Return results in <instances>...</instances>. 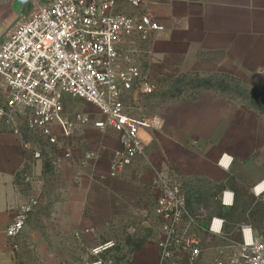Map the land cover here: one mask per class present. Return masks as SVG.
Returning <instances> with one entry per match:
<instances>
[{
	"label": "crops",
	"instance_id": "obj_1",
	"mask_svg": "<svg viewBox=\"0 0 264 264\" xmlns=\"http://www.w3.org/2000/svg\"><path fill=\"white\" fill-rule=\"evenodd\" d=\"M13 1L0 0V21L10 22L14 17ZM147 7L161 29L146 43L141 62L144 73L156 85L167 86L184 74L203 78L217 73L240 80L253 77L264 83V0H153ZM123 10L131 13L134 8L123 4ZM199 97L196 111L187 116L179 112L178 116L180 120L210 124L205 141L209 137L211 140L205 149L185 150L164 143L154 155L149 149L153 137L141 130L147 149L115 177L110 175L111 155L119 142L113 131L104 135L92 124L78 126L69 138L74 159L57 169L51 161L54 154L63 152H55L39 131L30 129L24 121L20 122L19 133L9 124L0 123V264H30L36 257L54 264L61 257L56 250L63 248L62 241L67 238L90 252L101 244L99 228L107 219H131L150 207L152 228H157V233L132 251L127 264H159V241L166 235V221L156 212L157 201L167 187L176 185L196 220L187 236L199 241L203 253L195 262L189 260L190 247L177 240L183 230L180 226L171 245L176 258L167 264L207 263L212 249L228 246L230 225L238 228L241 237L243 226H250L264 239V191L254 188L264 179V118L238 106L230 107L228 99L207 89ZM134 99L137 103V96ZM75 103L87 102L67 97V117L79 111L92 115L85 108L73 110ZM176 104L182 110L186 103ZM97 113L99 117L92 116L94 119L102 117ZM93 133L95 137L88 136ZM99 142L105 146L99 158L83 163L84 149ZM35 150H40L44 158L33 159ZM193 152L201 156L192 158ZM224 153L234 159L229 169L218 164ZM214 189L217 194L212 193ZM225 191L233 193L232 204L225 203ZM152 192L150 206L147 199ZM33 196L39 198V205L28 219L20 250L14 252L5 228L18 205ZM214 200L217 213L209 205ZM104 203L108 210L100 214ZM238 213L240 220L233 221ZM215 217L224 220L220 233L211 230Z\"/></svg>",
	"mask_w": 264,
	"mask_h": 264
},
{
	"label": "built area",
	"instance_id": "obj_2",
	"mask_svg": "<svg viewBox=\"0 0 264 264\" xmlns=\"http://www.w3.org/2000/svg\"><path fill=\"white\" fill-rule=\"evenodd\" d=\"M25 13L9 28L0 41V123L20 132L24 121L39 131L62 155L54 154L51 163L57 169L74 159L69 138L78 126L92 124L104 135L115 132L119 146L111 155L110 175L123 172L139 156L146 143L140 131L156 122L134 114L126 104V96L152 94L156 84L143 71L141 57L146 43L161 29L147 4L153 0H19ZM123 4L134 8L131 13ZM69 97L93 104L102 114L94 119L89 112L64 114ZM102 142L88 145L82 162L99 158ZM33 159L44 158L40 150ZM233 158L224 153L218 164L229 169ZM264 191V179L255 187ZM226 204L233 203V193L225 191ZM39 198L21 202L13 220L5 228L12 251H19L30 215ZM156 212L166 223V235L159 241V264L176 258L171 248L176 228L182 226L177 240L190 247L189 260L195 262L203 247L187 232L196 224L179 186L167 187L157 201ZM224 220L213 218L211 230L222 232ZM243 237L234 245L235 255L218 258L217 264H264V239L243 226ZM79 236V233L76 234ZM112 242L92 249L97 256L93 264H103L100 253Z\"/></svg>",
	"mask_w": 264,
	"mask_h": 264
},
{
	"label": "rangeland",
	"instance_id": "obj_3",
	"mask_svg": "<svg viewBox=\"0 0 264 264\" xmlns=\"http://www.w3.org/2000/svg\"><path fill=\"white\" fill-rule=\"evenodd\" d=\"M14 12V17L10 22L6 20L0 21V41L3 39L5 31L10 27L14 21L21 17L25 13V6L19 0H15L11 4ZM5 28V29H4ZM207 89L208 92H214L217 95L228 99L230 107L238 106L245 112H251L264 118V83L254 80L253 77H248L245 80H240L231 75L217 73L210 77L200 78L198 75L184 74L175 79L170 80L167 86L156 85L154 93L148 95H138L135 91L129 94V99L126 104L130 110L136 115L144 116L148 119H155V124L147 131L153 137L149 143V149L152 150L154 155L156 149L162 144H175L179 147H183L188 150L192 147V150H201L206 148L207 142H210V137L205 141V134H208L211 130L210 124L204 122L203 128H199L202 122L180 120L178 113L186 112L192 113L197 110V104L199 96L203 91ZM135 96H137V103L135 102ZM199 97V98H198ZM186 103L182 110H179L178 105L175 103ZM73 110L87 109L92 112L93 117H99L97 108L89 103H75ZM176 114V115H175ZM230 131L233 128V121L229 123ZM98 134V130H95ZM102 133V132H101ZM89 137H95L96 133L88 135ZM204 148V149H205ZM147 147H145V150ZM145 152V151H144ZM182 154H179L180 156ZM186 155V154H185ZM192 158L199 153H191ZM203 155V153H202ZM187 156V155H186ZM189 159V158H188ZM187 159V160H188ZM234 162V159H233ZM64 167V166H63ZM59 171V170H56ZM60 172V171H59ZM213 194H217V189L212 191ZM149 205H153L154 194L148 195ZM249 201V200H248ZM247 201V202H248ZM210 209L214 212H218V205L214 200L211 202ZM98 211L100 214H104L105 203L101 205ZM103 209V210H101ZM151 209V207H150ZM139 214L134 218H127L122 220H106V223L100 226L99 234L101 236V244L112 242V246L101 252L99 255L103 264H127L130 260L132 251L136 249L147 237H151L157 233V228H152L151 212ZM232 220H240V213L234 214ZM230 225L228 231V246L225 248L212 249L207 256V263L204 264H217L218 258L228 259L235 255L237 248L235 244L242 240L238 228ZM63 248L56 250L61 257L54 264H93L98 259L93 254L92 250L88 252L74 242L72 238L62 241ZM61 259V260H59ZM204 260V261H206ZM30 264H47L43 263L39 257L35 260H30Z\"/></svg>",
	"mask_w": 264,
	"mask_h": 264
},
{
	"label": "bare ground",
	"instance_id": "obj_4",
	"mask_svg": "<svg viewBox=\"0 0 264 264\" xmlns=\"http://www.w3.org/2000/svg\"><path fill=\"white\" fill-rule=\"evenodd\" d=\"M143 130H145V129H143ZM145 131H147V130H145ZM148 132V131H147ZM149 133V132H148ZM150 134V133H149ZM145 142V141H144Z\"/></svg>",
	"mask_w": 264,
	"mask_h": 264
}]
</instances>
